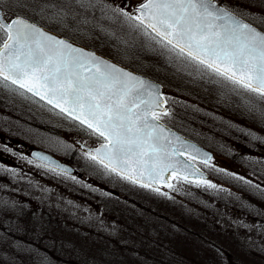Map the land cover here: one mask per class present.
<instances>
[{"label": "rangeland", "instance_id": "rangeland-1", "mask_svg": "<svg viewBox=\"0 0 264 264\" xmlns=\"http://www.w3.org/2000/svg\"><path fill=\"white\" fill-rule=\"evenodd\" d=\"M107 2L132 10L138 0ZM222 3L264 30V0ZM0 7L7 13L12 0ZM14 10L162 84L171 111L162 121L216 154L212 164L202 163L216 187L174 178V187L153 191L107 174L78 147L96 142L84 128L0 86V132L77 169L74 176L61 173L0 142V264H264V120L248 101L259 109L264 102L169 61L120 21H101L107 32H100L71 18L67 26L56 23L50 10ZM246 120L253 155L242 161L231 128ZM233 174L255 183L231 180Z\"/></svg>", "mask_w": 264, "mask_h": 264}, {"label": "snow or ice", "instance_id": "snow-or-ice-1", "mask_svg": "<svg viewBox=\"0 0 264 264\" xmlns=\"http://www.w3.org/2000/svg\"><path fill=\"white\" fill-rule=\"evenodd\" d=\"M17 8L39 14L50 10L49 19L56 23L67 26L71 18L100 32H107L101 21H120L169 61L193 66L201 75L214 76L216 82L230 83L233 91L264 102V31L222 0H138L132 10L113 7L107 0H12L7 13L0 8V86L39 96L97 136L103 142L85 156L107 174L141 187L189 167L180 158L194 146L161 123L171 116L165 107L169 98L159 85L57 37L17 14ZM108 34L115 37L114 32ZM248 104L264 120V109ZM204 184L216 187L210 181Z\"/></svg>", "mask_w": 264, "mask_h": 264}, {"label": "water", "instance_id": "water-1", "mask_svg": "<svg viewBox=\"0 0 264 264\" xmlns=\"http://www.w3.org/2000/svg\"><path fill=\"white\" fill-rule=\"evenodd\" d=\"M240 17H241V16H240ZM241 18H242V17H241ZM242 19H244V18H242ZM244 20H245L246 22H248V23H251V22L247 21L246 19H244ZM30 21L33 22V23H36L37 25H39V26H41V27H43V28H45V30L49 31L50 33L56 35V36L59 37V38L67 39V40H69V41H71V42L77 44L78 46H81V47H84V48L87 49V50L93 51V52H95L97 55H99V56H101V57H103V58H105V59H108V60L112 61L113 63L118 64V65L121 66V67H124V68L127 69L128 71H131V72H133V73H135V74H137V75H140V76L144 77L145 79H147V80H149V81H151V82H153V83L159 85V86H160V90H161V92L163 93L162 86H161L158 82L154 81L153 79H151V78H149V77H147V76H145V75H143V74H141V73H138V72H136L135 70H133V69H131V68H129V67H127V66H125V65H123V64H121V63H119V62H117V61H115V60H113V59H110V58L106 57L105 55H103V54H101V53H99V52H97V51H95V50H93V49H91V48H88V47H86V46H84V45H82V44H80V43H78V42H75V41L69 39V38H66V37L62 36L61 34H58V33L54 32V31H52V30H50V29H48V28H46V27H44V26L38 24L37 22H34V21H32V20H30ZM251 24H252V23H251ZM253 25H254V24H253ZM254 26H255L258 30L263 31L262 29H260V28L257 27L256 25H254ZM30 94H31V93H30ZM35 97H37L38 99H40L39 96H35ZM40 100H41V99H40ZM42 101H43V100H42ZM43 102H45V101H43ZM45 103H46V102H45ZM50 106H52V105H50ZM55 109H56V108H55ZM57 110H59V109H57ZM161 123L164 124L168 129H170L171 132H173V133H175L177 136H180L181 138H183V140H184L187 144H190V145L194 146L193 148L188 149V152L185 153V155H184L183 157L180 158V159L184 160V161L189 165L187 171H183V170H182L181 172H179V173H177V174H175V175L180 176V177H183V176L186 175V176L188 177L189 180H191V179H193V180H207V179L209 178L208 173H207L205 170L201 169V168H200V167H199V166H198V165H197L192 159H190V158H189V154H191L192 156H195V159H197V160H202V161H204V160H208V162H210V161L212 160L213 156H214L213 152H211L210 150H208V149H206L205 147L201 146V145L198 144L197 142L191 140L190 138L184 136L183 134H181V133L178 132L177 130H175V129H173L172 127H170V126L166 125L165 123H163L162 121H161ZM79 145H80V147H81L82 149H85L86 151H88L89 149H96V148L100 147V145H99L98 147H88V146H86V145H84V144H82V143H79ZM197 150H199V151H197ZM205 154H206V155H205ZM30 156H31L34 160H36V161H38V162H40V163H42V164H44V165H47V166H49V167H52V168H54V169H56V170H59V171H61V172H63V173H66V174H69V175H73V174H75V172H76V170H75L71 165H69V164H67V163H65V162H63V161H61L60 159L56 158V157H55L54 155H52L51 153H49V152H47V151H44V150H42V149H38V148L32 149V151H31V153H30ZM45 157H47L48 159H44ZM194 170H195V171H194ZM173 176H174V175H173ZM173 176H172V177H173ZM172 177H171V178H168V174L166 173L164 179H162V180H158L156 183L151 184V185L149 186V188L159 189L162 185H169V184L171 183V179H172ZM145 182H147V181H145ZM137 184H140V183L137 182Z\"/></svg>", "mask_w": 264, "mask_h": 264}, {"label": "flooded vegetation", "instance_id": "flooded-vegetation-1", "mask_svg": "<svg viewBox=\"0 0 264 264\" xmlns=\"http://www.w3.org/2000/svg\"><path fill=\"white\" fill-rule=\"evenodd\" d=\"M235 125H233V127L231 128L232 131L235 133L236 136H238V143H234L231 142V147H237L238 150L240 151L239 156L241 157V160H245V161H249L251 160L252 157V150L247 149V142L251 141L252 138V129L250 127V125L248 124V120L245 121V123H243L244 127L242 128V125H238L236 123H234ZM184 134L188 135L185 131H183ZM189 136V135H188ZM245 137V145L240 144V142H242V138ZM96 140V139H95ZM198 141V140H197ZM0 142L3 146L7 147V148H14L15 150H23L26 149L27 153L30 156V153L32 151V149H35L36 147H31L28 146L25 143H20L18 140L11 138L10 136H8L6 133L4 132H0ZM101 142H103L102 140H96V142L90 146H97L98 144H100ZM209 148V147H208ZM222 148V147H221ZM210 149V148H209ZM215 154V153H214ZM216 156V154H215ZM216 160V157L214 158V160L212 162H214ZM8 162V161H7ZM209 163V164H212ZM228 167V166H227ZM229 168V167H228ZM248 174H244V175H240V174H233L232 175V179L236 180V181H243V180H247ZM250 181V180H248Z\"/></svg>", "mask_w": 264, "mask_h": 264}, {"label": "trees", "instance_id": "trees-1", "mask_svg": "<svg viewBox=\"0 0 264 264\" xmlns=\"http://www.w3.org/2000/svg\"><path fill=\"white\" fill-rule=\"evenodd\" d=\"M35 20V19H34ZM183 180V179H182ZM183 181H185V180H183Z\"/></svg>", "mask_w": 264, "mask_h": 264}]
</instances>
